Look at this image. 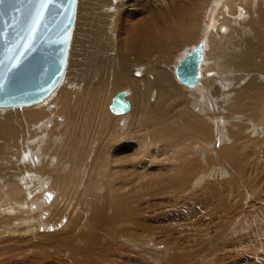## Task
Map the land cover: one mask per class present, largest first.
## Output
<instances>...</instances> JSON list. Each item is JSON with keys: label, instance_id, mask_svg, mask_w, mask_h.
Here are the masks:
<instances>
[{"label": "bare ground", "instance_id": "6f19581e", "mask_svg": "<svg viewBox=\"0 0 264 264\" xmlns=\"http://www.w3.org/2000/svg\"><path fill=\"white\" fill-rule=\"evenodd\" d=\"M263 245L264 0H77L55 85L0 102V264H264Z\"/></svg>", "mask_w": 264, "mask_h": 264}, {"label": "water", "instance_id": "95a60500", "mask_svg": "<svg viewBox=\"0 0 264 264\" xmlns=\"http://www.w3.org/2000/svg\"><path fill=\"white\" fill-rule=\"evenodd\" d=\"M77 0H0V102L22 103L46 94L61 77ZM186 55L177 67L183 81L197 70ZM127 104L121 94L113 111Z\"/></svg>", "mask_w": 264, "mask_h": 264}, {"label": "rangeland", "instance_id": "374dc122", "mask_svg": "<svg viewBox=\"0 0 264 264\" xmlns=\"http://www.w3.org/2000/svg\"><path fill=\"white\" fill-rule=\"evenodd\" d=\"M251 212H252V208H251ZM258 250H259V252H258L259 254H263L264 255V245H263V247H259Z\"/></svg>", "mask_w": 264, "mask_h": 264}]
</instances>
